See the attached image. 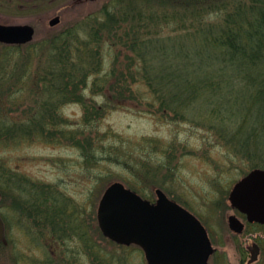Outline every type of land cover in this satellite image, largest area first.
I'll return each mask as SVG.
<instances>
[{
    "label": "rangeland",
    "instance_id": "374dc122",
    "mask_svg": "<svg viewBox=\"0 0 264 264\" xmlns=\"http://www.w3.org/2000/svg\"><path fill=\"white\" fill-rule=\"evenodd\" d=\"M223 1L226 0H217L219 4ZM240 1L227 2L238 5L237 2ZM113 2L0 0V22L32 24L36 29L32 43L36 44L83 16L100 11L105 4L113 5ZM223 14L224 12H214L206 16L204 21L219 24ZM55 15L61 17V23L50 27L48 22ZM190 20L195 25L190 31H185L183 25L178 30H173L175 23L172 22L170 26L161 28V37L166 43L168 38L175 37L170 41V46H174L177 39L187 42L189 46L193 45L198 41V36L194 37L192 32L198 33L200 22L195 17H190ZM5 46L8 45L0 44V70L7 67L12 72L16 66V71L22 69L25 53L21 51L20 54L19 49L11 50ZM118 52L119 63L109 44L102 48L104 71L117 66L128 70L127 63L130 65L131 60L127 57H132L133 54L125 47H120ZM193 57L199 61V56L194 54ZM201 59L205 62L202 69L214 72L221 68L217 63L207 61L205 56ZM34 64L32 69L36 70ZM19 76L20 73L17 72V77ZM33 76L35 73L30 79L35 82ZM237 81H232V84H238ZM91 83L92 79H89V87L84 91V96L91 106H106L105 114H98L87 123L83 119L85 109L82 104L63 105L59 112L65 121L60 128L65 131V135L58 139L52 137L51 141L38 138L19 142L10 140L11 142L0 145V161L27 178L26 186H30L31 181L45 185L47 192L51 188L55 190L59 197L58 204L65 216L78 218L81 226L88 231L94 250L107 254L114 260V264H148L139 246L119 244L105 236L99 226L100 198L105 189L115 181L124 183L151 202L156 201V190L161 189L169 199L197 216L208 229L215 248L208 264H264V225L248 223L229 201L234 184L252 169L241 159L242 156L230 150L228 137L220 138L218 128L215 125L214 128L209 127L212 123L203 115L204 110L209 109L207 99L204 110L191 106L183 118L175 119L160 115L162 113L158 103L149 105L154 102L155 95L140 81H126L125 85H131V89H125L122 99L115 98V101H108L109 104L106 99L113 98V91L108 88L106 95L103 94L105 96L94 95ZM135 94L141 96L140 101L131 97ZM173 94L182 99L184 92L173 90ZM15 96L19 100L17 106L20 101L24 105L32 102L27 90L20 91ZM16 105L14 104V111H11L8 104L7 108L13 115L20 114L19 119L22 112L18 108L15 110ZM93 112L94 109H91V113ZM18 133L13 132V136L19 135ZM72 137L82 144L88 140L87 145L91 144L92 149L90 154L85 155L82 147L74 145L70 139ZM45 194L51 196V193ZM13 201L4 194L0 197V218L4 224L0 264H92L84 242L78 237L58 240L59 235H54L53 227H43L42 223L38 226L36 222L33 224L32 219L20 217L17 211L19 215L15 213L13 208L18 203L13 205ZM231 215H236L245 223L241 233L230 228ZM254 243L259 250L257 259L250 262L251 252L247 247Z\"/></svg>",
    "mask_w": 264,
    "mask_h": 264
},
{
    "label": "trees",
    "instance_id": "16d2710c",
    "mask_svg": "<svg viewBox=\"0 0 264 264\" xmlns=\"http://www.w3.org/2000/svg\"><path fill=\"white\" fill-rule=\"evenodd\" d=\"M111 1L113 5L105 4L100 11L83 16L36 44L5 46L19 49L20 54L23 51L26 59L18 71L17 66L12 72L7 67L0 70V145L23 139H58L65 135L60 128L65 121L59 112L63 105L82 104L87 123L106 113V106L94 104L95 108L85 98L89 79L94 95H106L108 88L113 91V98L106 99L108 104L115 98L122 99L125 89L132 87L125 82L132 80L144 83L155 95L149 105L158 103L160 115L171 118H183L191 106L204 110L207 99L209 109L203 115L211 121L209 127L215 125L220 138H229L230 150L242 156L250 169L264 168V0H241L238 5L229 4V0L221 4L217 0ZM214 12H224L221 23L205 22V17ZM190 17L200 22L199 35L192 32L198 41L189 46L175 39V45L170 46L175 38L170 37L166 43L161 28L174 22L173 30L183 25L190 31L195 26ZM106 44L115 51L118 63L120 47L133 54L127 57L131 60L128 70L118 66L103 70L102 48ZM204 56L221 68L214 72L202 69ZM34 73L36 83L30 79ZM234 80L238 84H232ZM24 90L29 91L32 102L24 105L20 101L17 106L15 94ZM173 90L183 91V98ZM131 97L140 101L141 96ZM7 104L11 111L15 104L22 117L11 114ZM15 131L19 135L13 136ZM70 139L83 148L85 155L90 154L88 140L82 144ZM26 181L0 161V197L4 194L14 200L13 205L18 203L13 208L15 213L37 221L38 226L49 224L60 240L77 236L84 242L92 264H114L107 254L94 250L78 218L65 216L55 190L47 192L45 185L31 181L26 186Z\"/></svg>",
    "mask_w": 264,
    "mask_h": 264
},
{
    "label": "water",
    "instance_id": "95a60500",
    "mask_svg": "<svg viewBox=\"0 0 264 264\" xmlns=\"http://www.w3.org/2000/svg\"><path fill=\"white\" fill-rule=\"evenodd\" d=\"M60 23L56 16L50 26ZM35 29L29 24H0V43L26 44ZM155 202L143 199L120 181L111 183L98 205V222L103 234L119 244H135L143 249L148 264H208L215 252L208 231L199 219L177 202L156 190ZM229 201L249 222L264 224V169L254 168L236 182ZM229 226L241 233L245 224L236 216ZM4 227L0 219V241ZM259 247H249L250 262L257 259Z\"/></svg>",
    "mask_w": 264,
    "mask_h": 264
},
{
    "label": "flooded vegetation",
    "instance_id": "af4514ba",
    "mask_svg": "<svg viewBox=\"0 0 264 264\" xmlns=\"http://www.w3.org/2000/svg\"><path fill=\"white\" fill-rule=\"evenodd\" d=\"M244 217H245V219H246V216H245V214H242ZM199 219V218H198ZM199 221L202 223V221L199 219ZM203 224V223H202ZM250 224H257V225H259V226H261V224H259V223H250ZM208 230V229H207ZM208 235H209V231H208ZM209 237H210V235H209ZM210 240H211V238H210ZM212 242V241H211ZM249 247L250 246H248L247 247V250L249 249ZM249 251V250H248Z\"/></svg>",
    "mask_w": 264,
    "mask_h": 264
}]
</instances>
